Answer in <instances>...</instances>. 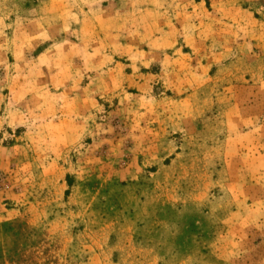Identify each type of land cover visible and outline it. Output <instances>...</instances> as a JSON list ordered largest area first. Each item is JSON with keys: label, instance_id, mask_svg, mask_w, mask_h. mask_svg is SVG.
<instances>
[{"label": "rangeland", "instance_id": "374dc122", "mask_svg": "<svg viewBox=\"0 0 264 264\" xmlns=\"http://www.w3.org/2000/svg\"><path fill=\"white\" fill-rule=\"evenodd\" d=\"M0 264H264V0H0Z\"/></svg>", "mask_w": 264, "mask_h": 264}]
</instances>
